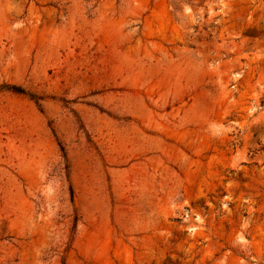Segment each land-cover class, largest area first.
Instances as JSON below:
<instances>
[{"label":"rangeland","instance_id":"obj_1","mask_svg":"<svg viewBox=\"0 0 264 264\" xmlns=\"http://www.w3.org/2000/svg\"><path fill=\"white\" fill-rule=\"evenodd\" d=\"M0 264H264V0H0Z\"/></svg>","mask_w":264,"mask_h":264}]
</instances>
